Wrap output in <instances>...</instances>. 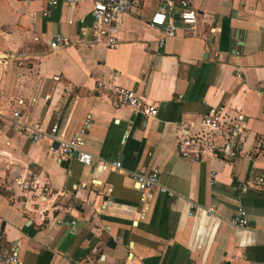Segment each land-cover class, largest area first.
I'll return each mask as SVG.
<instances>
[{
    "label": "crops",
    "instance_id": "obj_1",
    "mask_svg": "<svg viewBox=\"0 0 264 264\" xmlns=\"http://www.w3.org/2000/svg\"><path fill=\"white\" fill-rule=\"evenodd\" d=\"M138 1L109 48L89 31L92 0H0V111L21 99L46 132L32 141L0 118L1 245L20 264H264V190L235 188L264 177V0H189L194 28L160 44L149 17L160 10L177 24L181 7ZM55 34L67 44L51 50ZM111 85L155 105V116L117 106ZM215 107L241 116L239 154L180 157L178 137ZM53 125L56 138H80L89 165L49 153ZM31 170L38 188H19ZM152 171L170 194L136 188L131 176ZM238 207L242 229L231 224Z\"/></svg>",
    "mask_w": 264,
    "mask_h": 264
},
{
    "label": "built area",
    "instance_id": "obj_2",
    "mask_svg": "<svg viewBox=\"0 0 264 264\" xmlns=\"http://www.w3.org/2000/svg\"><path fill=\"white\" fill-rule=\"evenodd\" d=\"M80 0H47L49 6H55L61 2L72 7ZM171 4V1H167ZM181 7L178 17V23H174L170 16L164 11H154L148 19L150 26L158 28L162 33L159 44L168 36H173L176 31L183 27L186 30H192L197 21V12L192 8L189 0H176ZM139 7L138 0H92L90 10L91 25L89 31L93 37V41L102 43L106 47L112 48L118 44L116 32L120 24L121 16ZM82 34L86 33V29L81 30ZM67 40L55 34L48 41L51 50L59 49L66 45ZM236 75L238 73L236 72ZM98 87H104L101 83ZM259 93L262 98V108L264 110V79L260 80ZM106 94L111 97L117 106H129L132 110L144 117H153L156 114V106L147 104L135 94L132 89L118 85H111L106 88ZM44 100L48 99V95L43 96ZM34 101V99L32 100ZM17 108H11L8 115L0 111V118H6L10 122V127L21 134L28 135L32 141H36L46 135L45 130L39 121L33 119L29 110L26 108L23 100H16ZM245 131V125L241 116H229L221 107H215L208 110L200 120L199 129L190 134L184 133L178 137L177 152L180 157L189 160H199L205 151H210L217 158L232 159L239 154L242 137ZM56 126L53 125L49 129L48 135L56 140V145H49V153L56 159L68 158L74 156L75 159L84 165H89L91 155L89 152L81 148V140L75 135L68 140L55 137ZM221 141L217 142V138ZM264 146V140L259 141ZM120 163L102 164L103 169L108 167H119ZM214 173L210 174V182H213ZM132 180L136 188L145 191L155 188L158 193L170 194V191L164 186L158 184V177L155 171L149 173H135ZM19 188L23 190H36L38 188V175L35 170H31L24 177H20L17 181ZM236 189L241 192L248 188L264 190V177L248 178L244 182L237 183ZM193 207V204L190 205ZM231 224L234 228L242 229L247 226V219L244 211L238 207L231 217ZM3 236L0 233V263L1 264H20L18 254L15 248L5 249L2 247Z\"/></svg>",
    "mask_w": 264,
    "mask_h": 264
},
{
    "label": "water",
    "instance_id": "obj_3",
    "mask_svg": "<svg viewBox=\"0 0 264 264\" xmlns=\"http://www.w3.org/2000/svg\"><path fill=\"white\" fill-rule=\"evenodd\" d=\"M75 156V154H73Z\"/></svg>",
    "mask_w": 264,
    "mask_h": 264
}]
</instances>
